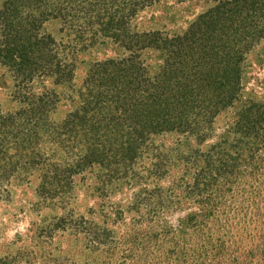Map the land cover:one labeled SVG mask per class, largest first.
Here are the masks:
<instances>
[{
	"label": "trees",
	"instance_id": "trees-1",
	"mask_svg": "<svg viewBox=\"0 0 264 264\" xmlns=\"http://www.w3.org/2000/svg\"><path fill=\"white\" fill-rule=\"evenodd\" d=\"M154 1H137L132 9H143ZM210 1L217 5L211 13L238 15L246 10L248 0ZM58 2L64 3L5 0L0 10V29L9 32L0 40V63L12 73L18 91L15 99L22 107L14 114L0 115V157L11 152L42 165L47 149L40 145L47 146L50 158H55L69 152L71 139L77 137L85 154L63 164L48 162L40 179L41 194L63 203L73 194L75 175L96 165L104 172L99 177L96 209L90 208L85 217L67 210L65 204L44 232L75 237L85 252L99 256L100 264H264V174L260 168L264 154L257 144L231 139L248 140L259 134L257 124L243 125L244 113L237 115L239 120L216 144L204 150L200 145L205 134L188 118L181 122L175 110L151 111L153 124L146 127L131 116L121 122L116 112L127 107L126 92L107 89L104 83L119 82L120 77L129 85L135 69L131 59L96 64L89 72L92 84L87 95H80V107L69 110L56 125L47 122L45 110L52 96L45 86L42 92L33 84L49 77L68 81L72 71L46 54L53 53V40L39 36L38 19L18 30L8 17L18 18L29 7L39 11V18L54 16L55 8L48 7ZM57 8L56 13L65 9ZM200 19L208 22L211 15ZM168 135L181 140L166 147L156 139ZM79 138L84 139L82 143ZM139 155L148 161L146 171L137 166ZM113 196H119V201ZM184 213L172 226L169 216ZM237 226H242L243 233L234 235Z\"/></svg>",
	"mask_w": 264,
	"mask_h": 264
},
{
	"label": "rangeland",
	"instance_id": "rangeland-1",
	"mask_svg": "<svg viewBox=\"0 0 264 264\" xmlns=\"http://www.w3.org/2000/svg\"><path fill=\"white\" fill-rule=\"evenodd\" d=\"M4 1L0 0V10ZM63 1L48 7L55 8L54 16L39 18V11L29 7L21 15L19 12V19L8 17L18 30L38 19L39 29L35 30L39 36L49 35L53 40V53L46 54L72 71L68 81L49 77L33 84L42 92L45 86L52 96V104L45 110L47 122L56 125L69 110L80 107V95H87L89 72L96 64L133 59L129 85L120 77L119 82L104 83L107 89L126 92L127 107L116 112L121 122L131 116L146 127L153 124L151 111L175 110L181 114V122L188 118L205 134L200 145L204 150L216 144L239 120L237 115L244 113L243 125L257 124L260 132L248 140L231 139L257 144L264 154V0H248L246 10L238 15L211 13L217 5L210 0H155L137 10L133 5L141 0ZM57 7L65 9L56 13ZM207 13L211 20L205 22L200 17ZM8 35L0 29V40ZM17 93L10 69L0 63V115L19 112ZM95 101L99 104V99ZM156 139L170 147L181 137ZM71 143L69 152L55 158H50L47 146L40 145L47 149L42 165L11 152L0 157V264H100L99 256L85 252L75 237L44 232L62 214L65 204L67 210L88 217V210H95L99 202L96 191L104 172L97 165L74 176V191L65 203L41 194L40 179L48 162L63 164L85 154L77 137ZM136 163L141 170L148 168L143 155ZM260 168L264 174L261 163ZM113 200L119 201V196ZM185 214L169 216V222L177 226ZM233 233H243L242 226Z\"/></svg>",
	"mask_w": 264,
	"mask_h": 264
}]
</instances>
